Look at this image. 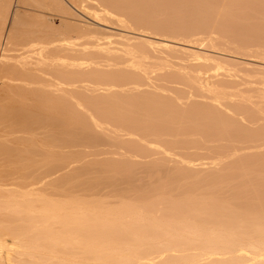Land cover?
Returning <instances> with one entry per match:
<instances>
[{"label":"bare ground","instance_id":"6f19581e","mask_svg":"<svg viewBox=\"0 0 264 264\" xmlns=\"http://www.w3.org/2000/svg\"><path fill=\"white\" fill-rule=\"evenodd\" d=\"M262 84L264 0H0V264H264Z\"/></svg>","mask_w":264,"mask_h":264},{"label":"rangeland","instance_id":"374dc122","mask_svg":"<svg viewBox=\"0 0 264 264\" xmlns=\"http://www.w3.org/2000/svg\"><path fill=\"white\" fill-rule=\"evenodd\" d=\"M26 3H28V4H31L32 3V0H26ZM26 6H27V4H26ZM76 10V9H75ZM77 11V10H76ZM78 12V11H77ZM79 14H80V12H78ZM249 79L253 82L254 80H257L258 78H255V77H249ZM261 86H264V84H262ZM37 186H39L38 184L37 185H35V187H37ZM70 193V189H68V191H67V194L66 195H68ZM55 195V194H54ZM58 197H60L59 195H55V196H53V198H58ZM8 239V238H7ZM7 243L9 244V246L11 245L12 246V241L11 240H8L7 241ZM0 251H1V254L2 255H6L7 254V248L6 247H4V248H2V249H0Z\"/></svg>","mask_w":264,"mask_h":264}]
</instances>
